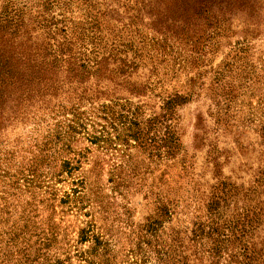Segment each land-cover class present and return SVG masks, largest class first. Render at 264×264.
Returning <instances> with one entry per match:
<instances>
[{"label": "rangeland", "instance_id": "374dc122", "mask_svg": "<svg viewBox=\"0 0 264 264\" xmlns=\"http://www.w3.org/2000/svg\"><path fill=\"white\" fill-rule=\"evenodd\" d=\"M79 5L67 17L80 20ZM114 7L123 17L125 10ZM108 24L129 36V24ZM219 27L211 41L201 40L202 50L195 39L165 40L141 26L166 52L160 59L144 52L149 57L129 77L132 86L104 81L111 86L97 93L89 84L80 103L83 89L71 99L46 98L5 129L0 158L10 160L12 173L21 171V189L0 186L10 204L4 218L6 226L18 220L27 230L21 250L41 253L37 264H183L185 253L192 264H209L196 260L187 235L222 181L235 190L225 217L249 215L245 240L264 264V0H235ZM175 94L186 103L176 108L180 148L173 157L134 141L105 148L82 127H67L75 106L84 113L129 101L147 120L162 114L163 99ZM95 120L115 135L109 122Z\"/></svg>", "mask_w": 264, "mask_h": 264}, {"label": "trees", "instance_id": "16d2710c", "mask_svg": "<svg viewBox=\"0 0 264 264\" xmlns=\"http://www.w3.org/2000/svg\"><path fill=\"white\" fill-rule=\"evenodd\" d=\"M110 1L42 0L33 5L21 0H0V137L10 124L26 117L46 98L49 101L64 96L71 99L72 94L83 89L78 99L80 103L86 98L89 84L97 93L106 92L104 88L111 86H102L104 81L116 87L132 86L129 77L138 70L140 61L149 57L144 52L150 53L151 59H160L166 52L164 42L144 35L147 31L141 26L165 40L177 38L181 42H192L195 39V48L203 50L201 40L214 38L213 33L226 21L228 7L235 2ZM77 2L82 4L77 7L82 15L80 20L67 17L68 10ZM114 6L125 10L123 17ZM147 16L150 24L145 23ZM112 19L118 25L129 24L126 32L131 37L123 38L118 27L111 28L108 23ZM197 22L202 24L197 26ZM198 27L203 29L196 32ZM135 90L139 94L137 87ZM185 103L186 99L178 94L163 99L162 114L147 120L141 119L140 108L133 110L129 101L102 104L94 108L95 111L84 113H79V107L75 106L70 111L75 120H70L67 127L71 132L77 126L82 127L91 143L105 148L134 141L141 147L154 148L159 156L173 157L180 148L174 126L176 108ZM94 117L109 122L115 135L105 133L107 127ZM88 125L92 131L88 130ZM98 126H102L103 131L98 130ZM9 164L10 160L0 158V186L8 187L7 192L20 190L21 171L12 173L7 168ZM234 195L231 184L220 182L209 199L204 219L193 224L194 229L187 239L195 247L197 261L259 264L258 249L245 240L249 215L238 220L224 215ZM0 201V264H37L43 255L21 250V243H27V230L21 228L18 220L6 226L9 220L4 218V213L10 214L7 209L10 204L6 197H0ZM83 240L87 241V237L83 236ZM186 249L189 250L188 244ZM46 257L50 259L49 255ZM189 260L190 255L185 253L183 264H192ZM97 264L105 263L100 260Z\"/></svg>", "mask_w": 264, "mask_h": 264}]
</instances>
